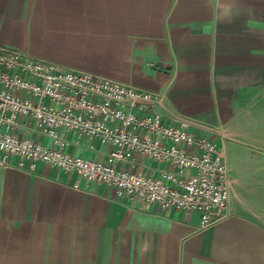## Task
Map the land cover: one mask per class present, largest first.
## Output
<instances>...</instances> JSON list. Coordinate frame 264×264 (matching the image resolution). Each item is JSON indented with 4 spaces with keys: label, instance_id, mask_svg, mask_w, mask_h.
Listing matches in <instances>:
<instances>
[{
    "label": "crops",
    "instance_id": "crops-1",
    "mask_svg": "<svg viewBox=\"0 0 264 264\" xmlns=\"http://www.w3.org/2000/svg\"><path fill=\"white\" fill-rule=\"evenodd\" d=\"M0 46L158 94L164 121H191L229 177L228 216L202 229L196 212L119 200L42 162L0 167V264H264V0H0ZM15 134L49 144L26 118ZM62 134L72 156L109 152Z\"/></svg>",
    "mask_w": 264,
    "mask_h": 264
},
{
    "label": "built area",
    "instance_id": "built-area-1",
    "mask_svg": "<svg viewBox=\"0 0 264 264\" xmlns=\"http://www.w3.org/2000/svg\"><path fill=\"white\" fill-rule=\"evenodd\" d=\"M160 102L158 94L0 46V167L31 173L42 162L86 182L104 183L119 200L196 212L200 228H207L228 216L227 164L210 139L194 135L191 121L166 123ZM22 118L49 144L16 135ZM63 130L99 141L109 148L106 158L66 153ZM137 157L164 168L156 176L134 172ZM125 162L130 168L116 167Z\"/></svg>",
    "mask_w": 264,
    "mask_h": 264
}]
</instances>
